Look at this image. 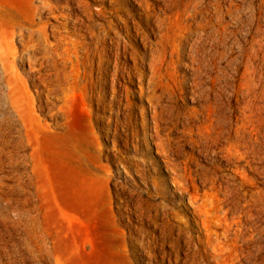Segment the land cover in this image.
<instances>
[{
    "label": "rangeland",
    "instance_id": "rangeland-1",
    "mask_svg": "<svg viewBox=\"0 0 264 264\" xmlns=\"http://www.w3.org/2000/svg\"><path fill=\"white\" fill-rule=\"evenodd\" d=\"M232 1L246 7L261 0ZM228 2L49 0L50 9L32 12L24 0L25 17L46 27L49 43L57 44L61 32L77 37L78 53L60 54L79 72L87 108L83 97L75 104L93 126L83 144L55 143L51 154L40 146L24 151L32 193L19 194L18 205L36 209L22 219L0 215V264H264V38L252 52L239 50L235 39L251 45L249 28L230 19L233 38L226 40ZM261 24L264 33V18ZM52 26L60 30L55 35ZM16 76L27 83L28 98L37 94L22 67ZM34 114L61 132L72 121ZM250 118L258 121L261 152L257 161L247 155L238 162L228 157L219 132L234 133L237 123ZM155 134L184 177L216 176L230 229L224 250L212 247L198 224L181 229L184 212L193 207L172 183ZM57 161L65 170V201L41 191L43 182L48 187L42 179L46 167ZM7 169L0 166V176H7L0 182L12 186L16 178ZM59 204L70 221H59ZM185 232L188 242L179 241Z\"/></svg>",
    "mask_w": 264,
    "mask_h": 264
},
{
    "label": "bare ground",
    "instance_id": "bare-ground-1",
    "mask_svg": "<svg viewBox=\"0 0 264 264\" xmlns=\"http://www.w3.org/2000/svg\"><path fill=\"white\" fill-rule=\"evenodd\" d=\"M27 10L32 12H43L50 9L49 0H41V5L36 6L33 0H26ZM24 0H0V166L9 167L7 175L12 174L16 178V183L12 186L0 182V215L7 219H22L28 217L36 208L20 209L18 197L19 194L32 193L30 186L33 183V172L28 170L29 156L24 151L33 146L45 147L49 154L55 153L48 148L59 144L63 148H71L78 144L85 143L83 138L93 122L88 125L86 123V114L84 110L75 103L78 98L83 97L85 101L84 108H87V99L80 82L78 70L68 64V59L60 53H78V39L71 32L62 34L57 44L53 45L48 42V33L45 26L39 23L27 20L25 17ZM246 9V10H245ZM247 12L248 20L243 19L242 12ZM3 17L8 20L5 25L2 21ZM262 18H264V0L255 3L250 2L246 7L234 4L232 0L227 3L226 9V40L233 38L230 30V19L236 20L237 23H243V26L249 28L247 36L251 43L250 47L243 45L238 39L235 43L239 50L243 52L254 51L255 44L261 42L264 38ZM246 19V18H245ZM53 33L60 31L57 26H52ZM68 38L71 40L67 42ZM65 43V47H64ZM19 45V46H18ZM228 45L232 44L228 41ZM73 61L72 59H70ZM29 65V70L26 66ZM19 67L25 70L29 80L33 82L37 89V94L27 97L23 89L27 87V83L20 82L16 77ZM197 79H200L198 74ZM64 104H57L60 101ZM151 105V103H150ZM156 107L153 109L152 117L157 120ZM49 115L52 119L60 116H67L72 121L63 124V132L58 131L52 125L44 124L35 117L34 113ZM92 115V112H89ZM58 125V123H56ZM251 134L250 143L242 135L246 134L245 127ZM243 125L237 123L235 132L222 129L219 133L224 137L226 144L224 150L228 157L234 158L241 162L247 155H251L255 161L260 155V148L255 139L256 127L258 121L254 118L248 119ZM62 125L59 127H63ZM157 132H159V124L156 121ZM159 139V135H153ZM49 137L58 139L56 142H46ZM157 152L165 157L164 160L169 171L173 172L172 183L178 188V192L188 194L193 209L184 212L185 222L180 225L182 230L198 224L202 228L203 234L207 241L215 249L224 250L228 245L229 225L227 218L222 216L223 201L220 196V183L215 179L212 173L204 172L196 177H184L185 173L179 171L176 162L171 161L167 154L161 137L155 141ZM255 171L256 167L251 165ZM23 167L24 170L19 168ZM157 176L155 183H160L161 170L156 168ZM43 180L48 183L46 187L43 182L41 191L45 196L53 195L61 201H65L66 184L65 170L61 161H57L56 165L51 162V168L48 166L43 173ZM41 176V177H42ZM7 176H0L6 178ZM15 180V179H14ZM201 181V182H200ZM6 188H10L6 190ZM228 187V185H226ZM49 188V189H48ZM149 197H151V194ZM25 203L30 202L29 198H25ZM58 219L62 221L66 218L70 221L69 216L65 213L59 204ZM187 233H181V237L188 242ZM183 234H186L184 237ZM118 244L122 243V239H116ZM202 240L196 245L200 246ZM130 247V245H129Z\"/></svg>",
    "mask_w": 264,
    "mask_h": 264
}]
</instances>
